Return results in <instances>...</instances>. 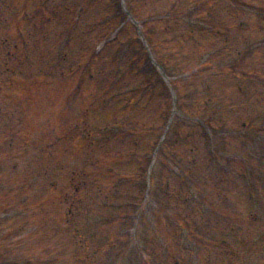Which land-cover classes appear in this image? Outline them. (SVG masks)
I'll return each mask as SVG.
<instances>
[{
  "label": "rangeland",
  "instance_id": "rangeland-1",
  "mask_svg": "<svg viewBox=\"0 0 264 264\" xmlns=\"http://www.w3.org/2000/svg\"><path fill=\"white\" fill-rule=\"evenodd\" d=\"M130 1L139 15L136 19L142 31L149 35L147 40L154 55L165 65L177 92L175 108L178 111L176 109L169 126L163 119L161 102V106L137 105L129 111L126 98L134 92L133 61L119 50L108 60L114 44H109L110 51L104 60L98 57L89 64L85 57L81 58L86 48L79 41L64 40L70 36L68 31L62 35L58 52L64 53V58L60 57L66 64L63 74L69 69L74 74L95 75L98 85L92 95L99 94V98H103L100 101L108 105L104 110L97 106L99 109L88 111L89 127L102 128L104 132L117 123L122 133L120 121L124 120L135 123L143 138L155 132L165 134L163 142L156 143L149 152V163L153 161L149 185L148 166L138 161L147 152L125 148L112 130L108 131L112 136L109 140L102 136L93 143H86L79 138L77 129L86 125L82 116L91 100L79 98L80 103L77 97H90L89 91L95 88L86 76H67L65 83L60 79L55 84L53 80L50 85H41L40 91L30 89L29 75L36 68L28 67L26 61L30 66L32 60L40 61L59 45V40L41 38L39 34L42 30L38 26L43 27L44 21L37 22V19L44 0H5L8 6L0 0L3 10L0 9V40L22 46L20 50L27 52L22 59V70L15 67L20 70L15 71V75L11 70L0 68V264H102V259L106 261L104 264H230V253L234 249H238L241 258L237 264H264V219L257 223L242 221V226L232 231L228 228L230 222L219 220L212 212L206 215L199 207L201 198L213 208L217 191H222L219 202L225 206L243 204L249 192L260 194L257 204H264V190H260L264 188V131L244 130L239 125L245 119L253 125H264V31L259 27L264 23L263 14H256L262 23L252 20L255 17L250 12L251 20L243 26L231 27L230 41L224 40L222 33L209 32L204 24L217 23L221 27L235 22L228 6L232 7L238 0L228 4L226 0H212L209 13L203 12V8L196 12V8L203 5L202 1L198 5L197 0H186L179 8L184 9L180 12L182 15L176 16L168 14L175 8L171 6L173 0H155L139 6L136 0ZM74 3L75 0L69 2L72 11L76 7ZM24 11L29 13L28 18ZM154 11L168 15L164 20L148 19L156 14ZM84 12L94 14L90 6H86ZM197 13L205 16L195 23L203 32L199 40H192L186 20H194ZM58 26L55 20L45 23L51 33L56 32ZM129 37L130 34H126L124 39ZM132 51V55L141 57L139 47ZM55 57L56 54L52 58ZM7 60L5 47L0 48V64ZM227 64L233 67L232 77L229 72L219 75L220 68L226 69ZM54 70L55 66L47 68L43 74L53 71L56 75ZM45 78L46 75L43 78L40 74L39 80L44 79L42 83ZM75 84L76 90L77 87L86 90L83 95L71 91ZM5 94L8 96H2ZM172 108L170 96L169 112ZM197 118L215 119L227 126L212 129L217 156L210 153L214 161L210 159L209 166L202 160L206 167L203 170L178 158L184 148L186 152L192 145L191 138L195 142L202 139L196 128L200 127ZM226 119H232L231 124ZM234 125L238 127L233 128ZM232 128L236 134L229 132ZM241 136L246 137L250 145L244 147ZM48 143H52L49 155L39 148ZM198 152L201 156L202 149ZM120 157L124 160H119ZM237 161L249 166L253 180L243 179L239 171L231 167ZM223 166L235 172L222 173ZM44 168L59 176L64 185H68V177L75 174V169L87 172L99 179L104 196L101 195L96 206L90 202L92 212L89 214L84 210L87 205L79 201L80 213L75 209L73 213L60 216L61 209L66 210V204L60 202L62 190L56 191L57 188L50 186L46 176L35 185L28 183L33 173H41ZM258 180H261L260 186ZM195 184L200 186L201 193ZM186 189L190 200L184 206L182 198L178 197L186 195L183 192ZM49 191L58 197L59 206L46 199ZM85 195L88 197L87 193ZM202 195L206 197L203 199ZM44 197L46 201L37 204ZM179 219L189 225L188 231L185 228L178 231ZM164 243L167 253L162 251ZM221 249H228L227 261L223 263Z\"/></svg>",
  "mask_w": 264,
  "mask_h": 264
}]
</instances>
